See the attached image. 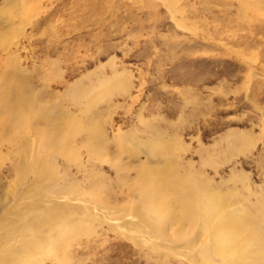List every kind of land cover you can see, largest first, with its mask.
Wrapping results in <instances>:
<instances>
[{"label":"rangeland","instance_id":"rangeland-1","mask_svg":"<svg viewBox=\"0 0 264 264\" xmlns=\"http://www.w3.org/2000/svg\"><path fill=\"white\" fill-rule=\"evenodd\" d=\"M23 149L102 217L17 264H264V0H0V206L31 181ZM144 180L206 199L169 249L103 222Z\"/></svg>","mask_w":264,"mask_h":264},{"label":"bare ground","instance_id":"bare-ground-1","mask_svg":"<svg viewBox=\"0 0 264 264\" xmlns=\"http://www.w3.org/2000/svg\"><path fill=\"white\" fill-rule=\"evenodd\" d=\"M28 137L29 136L27 135L26 138ZM35 137L33 136V138ZM38 138L39 137H37V139ZM37 148L38 146L35 145L34 150L33 147L31 150L36 151ZM26 150H30V148ZM42 154L40 152H33L29 155V153L27 154L23 149L22 155H24L25 157L21 156V167L19 165V167L23 169L21 180L23 182L28 176L27 174L31 173V181L30 183L23 184L24 187L22 188V190L14 197V204H10V206H0V264H17L18 259L26 255L29 258L28 255L34 256L36 253L42 252L44 249L43 247H50L48 244V239L50 236L49 234L54 233V235H56L55 231L60 226V228H62L63 230L65 228L64 226L68 224H71L73 226L75 225L77 228L78 223L81 222V220L79 219L81 217H91L97 220L102 217V214L100 212L102 208L99 209L96 205H91L86 197L83 196L84 192L82 190H77L78 187H76L75 183L77 180L73 182L72 180H67L66 178L61 179L56 172V165H54L53 163L46 165L45 159L46 157H50L49 159L51 160L52 153L50 155H48V153H45L48 156H44V154ZM27 160H30L31 162L29 161V163L27 164ZM25 166L27 169H25ZM172 174H170V176ZM172 177L174 176L172 175ZM135 185L137 184H134L133 187H135ZM133 187H128V189L136 191V195L134 197H131L130 200L134 209L133 213L130 215H125L123 213L124 216L123 214L121 216L120 212V215L118 214L119 216L114 217L115 213L119 211L117 209H112L108 213H114V216L110 214L109 222L104 217L103 222H106L112 228L118 229L122 233L131 231V233H133V235H131L133 242L134 240L140 241L138 244L145 246L151 244L154 249L159 248L158 246H160L161 243L165 245L164 247L166 249H169V246H172V243L174 242V237L173 239L170 237V232L168 230H171L173 228L172 226L177 222L180 224L190 223V226L192 223L196 224L198 222L199 211L195 209L200 208L206 201L205 197L201 198L199 193L198 197L192 195L190 190L187 191L188 189H185L186 191H182L177 190L176 188V190L174 191L171 190L173 197L170 200H167L166 198H163L162 195L158 194L159 185H156V183H150L149 180H144L141 184L139 183L137 187ZM96 199L98 200V198ZM165 206L166 208H164ZM218 206H216L217 209H219ZM104 207L107 206L104 205ZM160 208H162L160 210L162 212L161 215L158 211ZM170 214L176 215L174 219H167L168 215ZM127 217L129 219H126ZM162 219H167V222H161ZM223 219L225 223L232 222L230 217H223ZM93 220L94 219H92V221ZM184 226L185 225L183 224V227ZM228 228L229 227L227 226L224 231ZM175 229L177 230V228ZM179 229L181 232V228ZM115 231L118 232L117 230ZM137 232L141 234H138ZM227 233L232 234L233 236V233L231 231ZM207 238L211 239V237L208 236ZM215 239L218 240L217 238ZM196 248L197 247H195V249ZM214 249H216V245H210L209 241L205 240V242L201 244V247H199L196 251H198L199 254L206 256L210 252V250ZM25 250H28L26 254ZM184 256H188L189 261L196 262L193 259L194 256H191L189 253Z\"/></svg>","mask_w":264,"mask_h":264}]
</instances>
